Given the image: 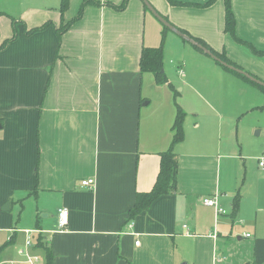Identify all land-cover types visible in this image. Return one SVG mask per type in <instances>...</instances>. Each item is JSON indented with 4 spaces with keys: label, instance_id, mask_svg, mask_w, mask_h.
<instances>
[{
    "label": "crops",
    "instance_id": "obj_1",
    "mask_svg": "<svg viewBox=\"0 0 264 264\" xmlns=\"http://www.w3.org/2000/svg\"><path fill=\"white\" fill-rule=\"evenodd\" d=\"M123 1L67 0L63 14L60 1L13 19L17 37L0 51V264H46L48 249L51 264H245L228 261L234 239L251 249L246 264H264L262 208L254 203L262 191L255 186L253 195L232 175L228 160L242 157L230 143L224 105L242 106L254 85L197 51L194 79L176 80L185 48L169 33L163 70L174 91L155 84L139 59L143 48L160 45L163 25L141 0L118 10ZM146 1L264 83V56L251 50L264 52V0H230L235 36L251 48L225 32L223 0L203 8L209 0ZM3 18L11 17L0 12V24L11 27ZM11 37L10 29L0 31V45ZM178 108L185 116L184 139L174 148L176 192L129 220L136 194L155 183ZM88 179L94 185L81 187ZM214 197L225 215L203 204ZM59 209L68 211L62 230Z\"/></svg>",
    "mask_w": 264,
    "mask_h": 264
},
{
    "label": "rangeland",
    "instance_id": "obj_2",
    "mask_svg": "<svg viewBox=\"0 0 264 264\" xmlns=\"http://www.w3.org/2000/svg\"><path fill=\"white\" fill-rule=\"evenodd\" d=\"M60 1L61 0H0V12L10 16L11 18L9 21H11V19L17 20L19 18L18 16L24 14L28 9L34 7H55V4H58ZM4 21L7 23L9 22L8 19L3 18L1 22ZM0 26V31H2V33H5L8 31V29H10L12 32L11 38H13V34H16L15 24H13L12 21L11 27L7 24L4 25V23H1ZM64 26L66 25L64 24ZM166 33H169L168 35L173 37L174 41H177L185 48L183 51H181V56H183L184 59L180 60L181 63H184V67L179 68L181 73L179 74V77L175 75L176 80H183L184 78L186 79L190 74L191 80L194 79L200 68L192 55L193 51L197 50L193 48L194 46H191V44L184 41L171 31L167 30ZM171 43L172 42L169 40H166L164 44L168 47ZM197 52L200 53L199 51ZM172 58L176 62V56H174V54H172ZM171 67L172 66L170 65V75H172L174 72ZM254 86L252 87L249 85L250 88L247 90L248 92L245 93V96L243 95L244 103L242 106L232 103H225L224 105L230 106L228 110L229 120L232 121L229 135L230 143L232 148H234V154L238 155L240 153V156L242 157V161H239V159H233L232 161L228 160L229 164L232 165V168L231 165L229 168L232 171L233 177L238 179V183L241 179L244 182V185H246V189L250 193L254 195L255 192L253 187L255 186H259V193L262 191L261 197L255 196L254 200V203L257 205V207L262 208V210L258 213V228L261 232L264 230V177L259 172L260 168H258V161L262 158V152L264 151V149H262L264 147V109H257L255 106H257V104L259 106L262 105L264 96L261 90L257 86ZM176 89L179 91L180 87L176 86ZM213 102L216 103L217 101L213 99ZM247 102L251 106H248L246 104ZM229 154H231V152H229ZM243 171H245V174ZM219 246H221L225 256H227V252L229 253V262L237 263L239 259L246 263L251 262V260H249V253L251 252V249L248 244L244 243L237 245L236 240L234 239L232 243H228L227 252H225V245L222 244Z\"/></svg>",
    "mask_w": 264,
    "mask_h": 264
},
{
    "label": "trees",
    "instance_id": "obj_3",
    "mask_svg": "<svg viewBox=\"0 0 264 264\" xmlns=\"http://www.w3.org/2000/svg\"><path fill=\"white\" fill-rule=\"evenodd\" d=\"M127 1L128 0H124L123 3L119 7H117V9L123 10L126 6ZM223 1H224V7H225V32L228 33L231 37H233V39H235L236 42L249 46L248 44L237 39V37L235 36V19H234L232 10H231L230 0H223ZM87 2L88 1H84V3H87ZM168 2L172 5L176 4L172 0H168ZM214 2H215V0H209L206 4L201 5V7L202 8L208 7V6L212 5ZM67 7H68L67 0H61V4H60L61 14H63L65 12ZM80 16H81V12L79 13L77 18H79ZM11 21L13 22V24H15L14 20H11ZM73 21H71V23ZM50 25H51V23H46L43 26H41L40 28H36V29L30 30V31H25L24 34H25V36H30L34 33H37V32L44 30L46 27H48ZM65 25L66 26H63V25L60 26L61 31L65 30L69 26L68 24H65ZM167 30L168 29L163 27V30L161 32L160 45L158 47H156V48H143L142 49L140 59H139V67H140L141 73H150L153 75L155 84H157V85L167 84L172 89V91H174L171 84L168 82L167 76L163 70V67H164V65H163V47H164V43H165V34H166ZM178 31H180L182 34L189 37L190 39H192L193 41H195L196 43H198L199 45H201L205 49H207L209 52H211L215 57L220 59L222 62H225L226 64H228L234 68L240 69L239 67H237L236 65H234L233 63L228 61L224 54H218V53L214 52L204 42H202L201 40L192 38L185 31H182L180 29H178ZM57 34L59 35V30L57 31ZM15 39H16V34H13V38H11L9 40H5L0 45V51L3 50L4 48H6V46ZM251 50L255 55L264 56V52L255 51L253 48H251ZM197 51L201 52L198 49H197ZM239 76L242 79L248 81L249 83L257 86L261 90V92L264 94V88L263 87H260L256 84L250 82L249 80H247L246 78H244L241 75H239ZM254 78L256 79V77H254ZM259 109H264V103L261 107H259ZM184 116H185L184 113L180 110V108H178L177 113H176L175 118H174L172 128H171L172 140H171L170 146L166 151L162 152L159 155L160 156L159 171H158V174L156 176L155 183L149 192L136 194L134 205L128 212L129 220H132L138 214H141V213L147 211L149 209V207L152 205V203L155 200H157L158 198H160L162 196L171 195V194H174L176 192L178 164H177V157H176L174 148L177 144L182 142L184 139V132H183ZM232 205H233V208H232L233 211L236 212V210L238 209V205H239V195L238 194L234 197ZM51 261H52V257L50 255V251L48 249L46 251V264H51Z\"/></svg>",
    "mask_w": 264,
    "mask_h": 264
},
{
    "label": "water",
    "instance_id": "obj_4",
    "mask_svg": "<svg viewBox=\"0 0 264 264\" xmlns=\"http://www.w3.org/2000/svg\"><path fill=\"white\" fill-rule=\"evenodd\" d=\"M143 2V4L145 5V7L147 8V10L149 11V13L151 15H153L160 23L161 25H163L166 29H168L169 31H171L172 33H174L175 35L179 36L180 38H182L184 41L188 42L189 44H191L192 46H194L195 48H197L198 50H200L204 55H206L207 57H209L210 59H212L214 62L218 63L221 67L232 71L238 75L243 76L244 78H246L247 80H249L250 82L263 87L264 88V83L255 79L254 77H252L251 75L243 72L240 69L234 68L228 64H226L225 62H222L220 59H218L217 57H215L211 52H209L207 49H205L204 47H202L201 45H199L198 43H196L195 41H193L192 39H190L189 37L185 36L184 34H182L180 31H178L175 27H173L169 22H167L165 19H163L148 3L146 0H141ZM7 207L8 205H5L4 211H7Z\"/></svg>",
    "mask_w": 264,
    "mask_h": 264
},
{
    "label": "built area",
    "instance_id": "obj_5",
    "mask_svg": "<svg viewBox=\"0 0 264 264\" xmlns=\"http://www.w3.org/2000/svg\"><path fill=\"white\" fill-rule=\"evenodd\" d=\"M258 166L260 168H264V155L262 156V158L259 160ZM94 185V179H88L86 181H81V187H85V188H91ZM203 204L207 207H211L214 209L216 215L220 216V215H225L226 211L223 210L218 202H217V198H206L203 200ZM68 225V211L66 209H59L57 211V227L58 229L62 230L64 228H66ZM248 237V235H247ZM138 244V243H136ZM27 246H30L31 244L29 243V241L26 242ZM27 262L29 264L32 263V259L28 258Z\"/></svg>",
    "mask_w": 264,
    "mask_h": 264
}]
</instances>
